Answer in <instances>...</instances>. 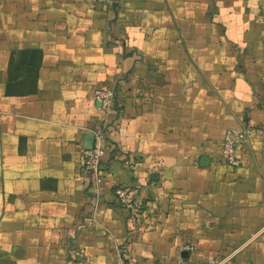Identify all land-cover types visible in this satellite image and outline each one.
I'll list each match as a JSON object with an SVG mask.
<instances>
[{"label":"crops","instance_id":"obj_1","mask_svg":"<svg viewBox=\"0 0 264 264\" xmlns=\"http://www.w3.org/2000/svg\"><path fill=\"white\" fill-rule=\"evenodd\" d=\"M113 1L0 0V264H264V0Z\"/></svg>","mask_w":264,"mask_h":264},{"label":"built area","instance_id":"obj_2","mask_svg":"<svg viewBox=\"0 0 264 264\" xmlns=\"http://www.w3.org/2000/svg\"><path fill=\"white\" fill-rule=\"evenodd\" d=\"M100 3L112 6L113 0H97ZM95 102L99 109L104 113V122L93 132L92 146L82 151V170L83 173L92 177L96 182H100V164L102 147L108 136V115L112 111L115 93L108 89H97L94 92ZM247 130L230 129L226 131L223 141L220 145V154L226 164L237 167L240 161L236 157L238 143L245 142ZM142 187L135 183L132 185L119 186L114 189V195L119 205L125 210L127 218L133 229H137L140 224L141 216L144 213V202L142 199ZM190 250V247H186Z\"/></svg>","mask_w":264,"mask_h":264}]
</instances>
